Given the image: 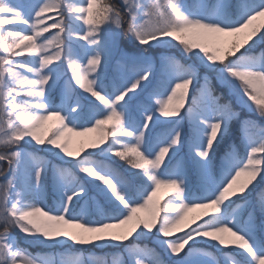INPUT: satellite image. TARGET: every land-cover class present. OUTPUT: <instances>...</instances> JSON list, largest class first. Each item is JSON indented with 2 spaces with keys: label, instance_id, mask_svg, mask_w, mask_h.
Segmentation results:
<instances>
[{
  "label": "snow or ice",
  "instance_id": "obj_1",
  "mask_svg": "<svg viewBox=\"0 0 264 264\" xmlns=\"http://www.w3.org/2000/svg\"><path fill=\"white\" fill-rule=\"evenodd\" d=\"M234 105L264 119V0H0V264H264Z\"/></svg>",
  "mask_w": 264,
  "mask_h": 264
},
{
  "label": "rangeland",
  "instance_id": "obj_2",
  "mask_svg": "<svg viewBox=\"0 0 264 264\" xmlns=\"http://www.w3.org/2000/svg\"><path fill=\"white\" fill-rule=\"evenodd\" d=\"M19 2L23 6L24 10L27 11L28 10V7H29V5L31 3V0H19ZM116 2L119 3V0H116ZM188 2L191 3V2H193V0H188ZM52 31H54V30H52ZM168 51L170 53H172V54H177L178 55V50L175 49V48H170V49H168ZM21 59H23V58H21ZM113 63H114L113 61H110L109 62V71H110L111 65ZM234 106H236V105H234ZM236 107L238 108V111H240L241 119H243L244 117L251 116V118L253 120L257 121L260 125H264V119H260L256 114L249 113L245 109H240L238 106H236ZM232 128L234 129L233 132H232ZM227 137H230V141H235V143H236L237 146L240 145V133H239V121L238 120H234L232 122L230 131H229V134H228ZM227 137L225 138V140L223 142L224 146L230 142L229 140H227L228 139ZM237 142L239 143V145L237 144ZM223 148H222V150L219 149L220 151L217 150V155H219L223 151ZM184 151L185 152L187 151V146H185ZM240 151L243 152V149L241 148ZM41 154L42 155H47L46 153H41ZM116 166L118 168H120L121 171H124V166H122L118 161L116 162ZM258 187H264V185H260ZM164 191H166V190L165 189H162L161 190L162 193ZM48 192H49L48 200L50 202L51 201V188H49ZM190 215H192V214L190 213ZM179 234L180 233H177V235H179ZM17 235H18V238L21 239V242H23V238L22 237H19V234H17ZM139 242L141 244H145V243L151 244L152 243L151 239H149V238H142ZM199 246L200 247H209L208 245H199ZM64 250L65 249H55L54 251L60 252V251H64ZM66 250L68 252H70V253L83 252V254H84V256L86 258L88 256L100 257V258H105L106 257L109 260H111L113 257L117 256V254H119L121 252V249L120 248H117V247H104V246H97V247L85 246V247H82V248L81 247H75V248L68 247V248H66ZM31 251H33V252H37V251L44 252V251H50V250L49 249H45V248H36V247H33V248H31ZM158 251H159V249H158ZM212 251H215V249H212ZM165 258L167 259V257H165Z\"/></svg>",
  "mask_w": 264,
  "mask_h": 264
},
{
  "label": "trees",
  "instance_id": "obj_3",
  "mask_svg": "<svg viewBox=\"0 0 264 264\" xmlns=\"http://www.w3.org/2000/svg\"><path fill=\"white\" fill-rule=\"evenodd\" d=\"M233 131H234V129L232 128V132H233ZM227 138H228L227 140L230 141V137H227ZM229 141H228V142H229ZM237 141H238V140H237ZM237 144L239 145L238 142H237ZM222 146L224 147V144H223V143H222V145H221L220 148H219L220 150H222V148H223ZM219 149H218V150H219ZM220 150H219V151H220ZM118 162H119V161H118ZM119 163H120L122 166H124L122 162H119Z\"/></svg>",
  "mask_w": 264,
  "mask_h": 264
}]
</instances>
